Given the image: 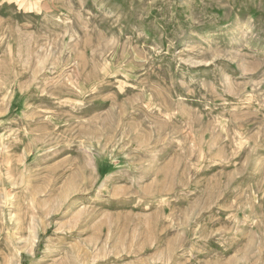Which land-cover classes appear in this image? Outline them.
Masks as SVG:
<instances>
[{
	"label": "rangeland",
	"instance_id": "obj_1",
	"mask_svg": "<svg viewBox=\"0 0 264 264\" xmlns=\"http://www.w3.org/2000/svg\"><path fill=\"white\" fill-rule=\"evenodd\" d=\"M0 264H264V0H0Z\"/></svg>",
	"mask_w": 264,
	"mask_h": 264
}]
</instances>
